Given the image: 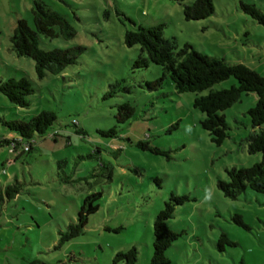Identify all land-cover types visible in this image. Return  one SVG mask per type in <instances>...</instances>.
<instances>
[{
    "label": "rangeland",
    "instance_id": "rangeland-1",
    "mask_svg": "<svg viewBox=\"0 0 264 264\" xmlns=\"http://www.w3.org/2000/svg\"><path fill=\"white\" fill-rule=\"evenodd\" d=\"M43 1L64 15L75 34L39 35V46L83 50L75 64L39 78L33 59L17 55L0 33V80L26 76L34 88L26 108L0 91V115L29 119L50 110L57 117L45 133L34 136L31 152L14 158L0 147V164L5 159L1 184L12 183L15 176L22 187L1 204L0 244L9 243L11 254H28L45 243L50 250L40 256H75L86 264H113L118 251L135 246L134 264H150L154 217L175 193L189 198L168 221L181 232L166 251L168 264H264V193L247 188L230 199L217 185L219 179L227 180L226 169L251 166L261 157L248 151L246 141L258 131L248 114L256 95L242 93L223 111L228 137L217 145L200 125L203 113L192 104L195 93H177L169 77L149 88L147 83L161 76V66L150 60L146 66L136 64L147 55L140 45L124 42L127 30L161 23L163 35L177 49L189 43L264 75V25L240 6L243 1L264 10V0H212L213 14L197 20L186 19L176 0ZM30 14L24 10L32 26ZM0 25L4 31L10 27ZM230 80L214 87H229ZM124 105L132 107L127 118ZM110 128L116 136L101 133ZM138 142L164 153L143 149ZM93 192L101 193L98 209L83 233L58 245L59 232L76 220L83 198Z\"/></svg>",
    "mask_w": 264,
    "mask_h": 264
},
{
    "label": "trees",
    "instance_id": "trees-1",
    "mask_svg": "<svg viewBox=\"0 0 264 264\" xmlns=\"http://www.w3.org/2000/svg\"><path fill=\"white\" fill-rule=\"evenodd\" d=\"M176 1L183 4V14L186 19H203L214 12L212 0H194L185 3L184 0ZM240 6L255 21L264 25V10L253 3L243 1L240 2ZM31 16L32 26L24 18L16 20L9 35L10 48L17 55L33 59L35 72L39 78L44 77L46 73H60L68 65L75 64L83 50L82 46L54 49H43L39 46V35L48 38L74 36L75 31L64 15L51 9L43 0H34ZM124 42L128 46L140 45L142 52L147 55V57L140 56L136 64L146 66L147 60H150L161 66V76L154 82L147 83L149 88H156L161 85L165 77H169L177 93H195L192 104L203 113V118L199 121L200 125L217 145L228 137V125L223 111L237 102L242 93L252 92L256 95L254 105L248 109V114L252 126L258 127V131L254 130L248 134L246 141L248 151L250 153L259 152L261 157L251 166L226 169L227 180L219 179L217 185L230 199H236L247 188L264 193V75L243 63H229L223 58L199 52L189 43L177 49L176 44L163 35L161 23L148 27L138 26L136 30H127L124 34ZM231 77L229 87H214ZM0 91L12 104L26 108L34 88L33 83L26 76L9 77L0 80ZM123 108L126 110L124 118L129 117L132 114V107L124 105ZM124 118L119 114V119ZM56 120V114L50 110H42L29 119H7L0 115V124L16 134L15 138L2 139L1 142H4L3 144L7 145L8 149L12 146L14 158H18L31 152L34 147V136L45 133ZM77 132L84 133V130L78 128ZM101 133L116 136V129L110 128ZM56 135L57 132L53 134L54 137ZM138 145L155 153H164L158 147H150L147 142H138ZM60 163H64V160L58 161L59 167ZM65 177L64 181H69L68 175ZM21 189V184L15 176L12 183L0 184V207L3 201L15 198ZM100 196V192H93L83 198L76 220L67 226V230L59 232L58 245L83 233L90 214L98 209L97 200ZM188 198L187 195L170 193L163 207L156 213L153 221L154 238L150 264L170 262L166 251L181 232L172 229L168 221L174 217L175 207ZM136 260L137 249L132 246L126 251H118L113 257V264H134Z\"/></svg>",
    "mask_w": 264,
    "mask_h": 264
},
{
    "label": "crops",
    "instance_id": "crops-1",
    "mask_svg": "<svg viewBox=\"0 0 264 264\" xmlns=\"http://www.w3.org/2000/svg\"><path fill=\"white\" fill-rule=\"evenodd\" d=\"M33 2L34 0H0V24H7V23L10 24V27L7 31H4V29L0 25V33H2V35H6L7 38L9 39V35L14 27L16 20L18 18H24L27 20V18L24 17V10L26 14H30L29 12L32 10ZM2 129L0 130V147L4 146L7 153L13 154V152L9 151L7 145L3 144L4 142H1V141L2 139L15 138L16 134L8 131L5 128H2ZM4 160L5 159H2V163L0 164L1 169L5 167ZM10 161L12 163L13 160H10ZM26 242L30 243V240H28V237H27ZM27 246L30 249L32 248L31 244H28ZM49 248H50L49 245L44 243V245L39 246L37 251H33V252L30 251V253L28 254H24V253L11 254L10 244L1 243L0 252L2 254L0 255V264H86V261L83 258L79 259L75 256L71 258L70 255L68 256L71 259H68V260H63L60 258L54 259L51 257L46 259L45 257L40 256V253H43L45 250L47 251L50 250ZM112 263H113V260H112Z\"/></svg>",
    "mask_w": 264,
    "mask_h": 264
},
{
    "label": "built area",
    "instance_id": "built-area-1",
    "mask_svg": "<svg viewBox=\"0 0 264 264\" xmlns=\"http://www.w3.org/2000/svg\"><path fill=\"white\" fill-rule=\"evenodd\" d=\"M55 133H56V131H54L52 134H55ZM25 149H27V146H25ZM9 151L12 152V146L10 147ZM9 163H10V161H9ZM3 172H4V169H3Z\"/></svg>",
    "mask_w": 264,
    "mask_h": 264
}]
</instances>
